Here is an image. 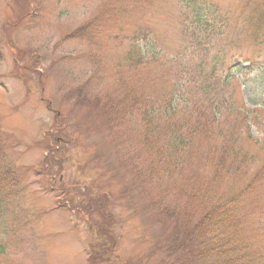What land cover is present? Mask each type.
<instances>
[{"label":"rangeland","instance_id":"obj_1","mask_svg":"<svg viewBox=\"0 0 264 264\" xmlns=\"http://www.w3.org/2000/svg\"><path fill=\"white\" fill-rule=\"evenodd\" d=\"M205 1L227 10L232 23L228 39L195 49L204 68L224 54L234 56L232 64L249 59L248 69L225 71L235 77L220 93L232 104L227 117L238 122L236 146L253 156L249 173L264 169V0ZM182 7L180 0H0V167L16 177L0 195V264H88L89 255L94 264H156L161 258L154 245L165 236L143 210L113 155L104 117L88 100H115L126 79L153 97L166 98L176 83L192 95L189 73L202 59L184 50ZM144 26L152 43L142 41ZM133 46L150 54L140 68L128 66ZM132 118L127 138L134 142L141 125ZM114 133L130 160L122 134ZM249 199L263 204L264 192Z\"/></svg>","mask_w":264,"mask_h":264},{"label":"trees","instance_id":"obj_2","mask_svg":"<svg viewBox=\"0 0 264 264\" xmlns=\"http://www.w3.org/2000/svg\"><path fill=\"white\" fill-rule=\"evenodd\" d=\"M180 1L181 33L184 43L189 41L184 50L191 48L197 61L201 57L195 49L198 44L203 41L208 46L218 38H227L231 15L205 0ZM141 34L142 41L153 42L145 26ZM255 39L258 41V36ZM136 46L129 53L136 55L128 59L130 68H140L150 56L147 49L136 51ZM229 57L224 54L221 63L214 57L208 68L203 67L201 57L198 70L189 73L194 87L189 97L179 83L168 86L165 98L153 97L143 86L124 79L123 94L115 95L116 102L112 96L105 103L88 100L96 115L104 117L113 155L128 172L143 210L151 213L149 218L165 236L162 243L154 245L162 252L156 264H164L166 258V264H264V203L249 199L254 192H264V169L249 173L253 156H244L236 146L234 126L238 122L227 117L232 104L220 93L235 77L225 71L248 69L239 63L249 59L236 57L232 64L234 56ZM226 65L230 67L224 70ZM132 117L141 125L134 142L127 138L126 126ZM119 131L122 144L132 153L130 160L114 143L118 136L114 132ZM136 146L145 149L139 151L144 156L132 149ZM242 156L243 160L238 159ZM14 179L9 166L0 167V195L15 184ZM103 247L99 245L102 251ZM95 260L89 255L88 264Z\"/></svg>","mask_w":264,"mask_h":264}]
</instances>
